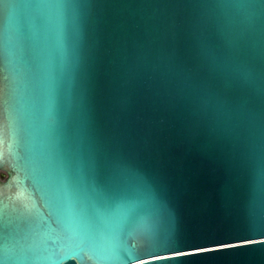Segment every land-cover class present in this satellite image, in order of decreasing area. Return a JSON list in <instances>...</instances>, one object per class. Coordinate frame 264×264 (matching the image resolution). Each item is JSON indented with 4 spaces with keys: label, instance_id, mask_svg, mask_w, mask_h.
Here are the masks:
<instances>
[{
    "label": "water",
    "instance_id": "water-1",
    "mask_svg": "<svg viewBox=\"0 0 264 264\" xmlns=\"http://www.w3.org/2000/svg\"><path fill=\"white\" fill-rule=\"evenodd\" d=\"M0 136V264H264V0H0Z\"/></svg>",
    "mask_w": 264,
    "mask_h": 264
},
{
    "label": "snow or ice",
    "instance_id": "snow-or-ice-1",
    "mask_svg": "<svg viewBox=\"0 0 264 264\" xmlns=\"http://www.w3.org/2000/svg\"><path fill=\"white\" fill-rule=\"evenodd\" d=\"M0 143H2V136H0ZM0 157H2V152H0ZM176 259H178V258L177 257H172V256H163L162 257V262L176 260Z\"/></svg>",
    "mask_w": 264,
    "mask_h": 264
},
{
    "label": "trees",
    "instance_id": "trees-1",
    "mask_svg": "<svg viewBox=\"0 0 264 264\" xmlns=\"http://www.w3.org/2000/svg\"><path fill=\"white\" fill-rule=\"evenodd\" d=\"M2 176H4V174H2Z\"/></svg>",
    "mask_w": 264,
    "mask_h": 264
}]
</instances>
